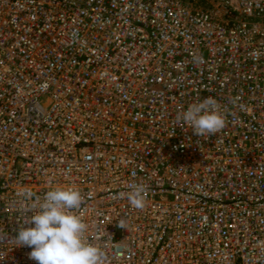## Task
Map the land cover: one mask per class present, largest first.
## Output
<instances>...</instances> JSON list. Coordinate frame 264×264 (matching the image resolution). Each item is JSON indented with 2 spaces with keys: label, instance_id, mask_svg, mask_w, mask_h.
Returning a JSON list of instances; mask_svg holds the SVG:
<instances>
[{
  "label": "built area",
  "instance_id": "2783aa9c",
  "mask_svg": "<svg viewBox=\"0 0 264 264\" xmlns=\"http://www.w3.org/2000/svg\"><path fill=\"white\" fill-rule=\"evenodd\" d=\"M0 0V264L78 189L105 264H264V0ZM212 97L226 127L176 117ZM146 188L136 209L119 193Z\"/></svg>",
  "mask_w": 264,
  "mask_h": 264
},
{
  "label": "clouds",
  "instance_id": "9594fccd",
  "mask_svg": "<svg viewBox=\"0 0 264 264\" xmlns=\"http://www.w3.org/2000/svg\"><path fill=\"white\" fill-rule=\"evenodd\" d=\"M187 125L198 137L212 136L226 127V118L221 106L212 97L188 106L176 117ZM130 191L121 192L136 209L146 206V188L142 184L129 185ZM32 201L23 209L30 214L21 226L15 242L17 246L32 249L30 259L37 264H105L106 254L87 238L89 225L76 214L83 204L82 193L74 187H56L42 197H34L31 192L21 193Z\"/></svg>",
  "mask_w": 264,
  "mask_h": 264
},
{
  "label": "rangeland",
  "instance_id": "374dc122",
  "mask_svg": "<svg viewBox=\"0 0 264 264\" xmlns=\"http://www.w3.org/2000/svg\"><path fill=\"white\" fill-rule=\"evenodd\" d=\"M183 1H189V0H183ZM191 4L193 3V6H198L195 8H200V9H210L211 7H202L204 5V0H190Z\"/></svg>",
  "mask_w": 264,
  "mask_h": 264
}]
</instances>
